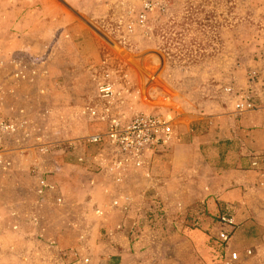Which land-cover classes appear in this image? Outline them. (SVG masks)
Segmentation results:
<instances>
[{
  "label": "rangeland",
  "instance_id": "rangeland-1",
  "mask_svg": "<svg viewBox=\"0 0 264 264\" xmlns=\"http://www.w3.org/2000/svg\"><path fill=\"white\" fill-rule=\"evenodd\" d=\"M64 1L66 4L62 0L43 1L42 13L52 19L51 28L46 30L33 23L39 15V10L34 7L39 5V0H0V54L5 57L23 49L22 44L17 45L20 33L17 23L26 12L27 19L20 28L31 29V33L22 39L23 43L32 45L27 52L48 54L45 75L39 76L36 83L20 82L15 94L9 98V106L28 109L35 125L47 134L48 142L56 144L105 130V122L88 116V105L100 112L109 108L110 117L120 120L137 112L170 115L179 136L184 125L191 134H199L206 127L197 123L199 118L226 115L225 110L216 105L222 104L226 110L228 106L233 108L235 93L248 88L251 71L259 78L257 87L264 88V0ZM145 2L150 3V8L144 7ZM141 12L146 14L143 21L139 19ZM13 23L16 29L10 28ZM49 45L50 49H47ZM106 74H109L114 90L107 100L99 97L96 88L97 81ZM45 77L46 82H42ZM60 82L62 85L58 86ZM42 108L47 110L44 116L41 115ZM177 144L179 142L174 145ZM56 152L52 163L60 170L53 181L65 191L71 187V177L83 174L84 167L76 165L75 153L67 151L66 147ZM83 152L95 155V148ZM14 158V172L2 178L0 188L5 202L21 208L32 198L33 179L29 176V166L35 156L23 152L14 154ZM189 159L182 156L176 163L177 175L200 168L197 162ZM162 163L157 161L150 171L155 175L164 165ZM91 164L89 158L86 166ZM210 173L203 169V175ZM206 176L203 184L190 183V194L180 191L176 179L166 184L162 193H153L161 202L162 210L154 212L157 214L154 224L150 222L153 217L148 216L153 213L147 212L148 239L142 250L159 256L158 264H264V239L259 243L248 241L250 228L244 225L243 211L227 210L235 224L238 223L228 249H223L215 240L218 217L226 209L218 205L209 211L204 204L197 206L189 199L193 193L207 190L213 183ZM98 193L100 206L108 202L110 196H104L106 193L102 190ZM126 193L132 201L139 200L137 193ZM77 202V217L91 220L93 215L85 209L84 198ZM178 203L187 204V208L179 209ZM56 208L48 205V213L52 215L51 211ZM107 209L104 207L103 215ZM113 211L116 210L106 212L114 214ZM103 215H95L97 218L92 220ZM258 218L264 220V214L259 213ZM155 225L159 231L153 236ZM102 226L94 228L93 238L98 235V229L104 235L109 230L112 233L119 231L117 227ZM23 231L38 232L33 226H24ZM45 232L39 244L56 245ZM5 234L8 232L0 222V250H5L7 243L21 239L10 233L12 238H6ZM26 239L30 238H22L20 243ZM71 243L72 240L66 246ZM247 250L251 251L248 255ZM232 251L238 252L241 259L229 261L228 255ZM97 252L94 246L90 249L92 264L98 263Z\"/></svg>",
  "mask_w": 264,
  "mask_h": 264
},
{
  "label": "crops",
  "instance_id": "crops-1",
  "mask_svg": "<svg viewBox=\"0 0 264 264\" xmlns=\"http://www.w3.org/2000/svg\"><path fill=\"white\" fill-rule=\"evenodd\" d=\"M43 1L47 2V0H39V5H34L36 10H39V15L33 23L34 26L47 30L51 28L49 23L52 19L43 15ZM62 1L66 4L64 0ZM27 15L28 12L19 18L17 26L21 27ZM17 26L14 28L13 23L10 28L16 29ZM20 27L18 28L20 33L17 45L22 44L23 49L21 50L28 51L32 49V45L30 42L23 43L22 39L24 35L31 33V29ZM42 37L46 38V36ZM42 79V82H46L47 77ZM59 85L61 86L62 83H58ZM216 107L224 109L226 115L200 117L197 123L205 124L206 127L199 134H191L185 125L182 126L183 132H181L179 144L174 145L165 156L153 160V169L157 161L164 162L155 175L151 172L150 178H144L137 173H130L121 182L122 191L137 193L139 196V200L133 201L127 211L116 210L112 214L106 212L109 210L107 209L100 219L92 220L97 217L92 212L93 210H90V203L87 201L92 198L100 204L98 191L104 187L114 189V185L107 178L99 175H94L91 181L90 176L84 171L80 176L75 174L71 177L73 178L70 181L71 187L65 191L61 189L65 204L51 211L52 215L48 213L49 209L45 210L44 230L47 232H45L46 236L56 245L51 246L46 242L39 244L32 238L22 240V243H20L21 239L14 243L9 242L6 244L7 249L0 250V264H63L70 259V256H62V253L73 249L82 251L89 257L88 264H92V257L89 253L93 246L98 250L96 254L98 263L94 264H158L159 256L142 250L144 242L148 239L145 225L147 224V212L153 213V216L148 215L153 217L150 222H153L157 215L151 207L150 195L154 192L162 193V189H166V184L169 185L172 179H176L181 192L190 194V183L203 184L204 176H206L202 174L203 169L211 172L206 178L211 179L213 183L207 187V190H198L192 194L193 197L189 196L190 202L197 206L202 203L209 211L215 210L218 205H223L231 212L243 211L244 215H239L244 218L245 227L250 228L249 231L247 230L248 241L253 243L262 241L264 220L260 221L258 216L259 213L264 214V105L242 114L235 112L230 106L227 110L222 104H217ZM207 122L211 124L207 125ZM178 128L180 129V126ZM182 156L197 162L200 168L191 169L189 166L188 169H191V172L177 175L178 165L176 163ZM254 159H257L258 163L256 166H251L250 163ZM165 170L168 173L164 172ZM104 196H111V194L107 193ZM82 197L85 201V209L93 215L91 220L86 218L81 220L77 217V201ZM182 203H178V208H187V204ZM159 223L160 220L157 221V226L160 225ZM102 224L107 227H117L119 231L108 236L98 229V235L93 238L92 231ZM217 225L218 230L221 226L218 222ZM157 226L155 225L156 229L152 231L153 236L158 234ZM160 229L162 230L161 227ZM169 233L171 232L168 231ZM5 235H7L6 238H12L9 233ZM71 240L72 243L66 246ZM228 247L229 243L224 249Z\"/></svg>",
  "mask_w": 264,
  "mask_h": 264
},
{
  "label": "built area",
  "instance_id": "built-area-1",
  "mask_svg": "<svg viewBox=\"0 0 264 264\" xmlns=\"http://www.w3.org/2000/svg\"><path fill=\"white\" fill-rule=\"evenodd\" d=\"M144 7L150 8V3L145 2ZM145 17L143 12L139 14L140 21ZM47 49H50V45ZM47 56V52L33 55L25 50L10 52L5 57L0 54V181L13 174L16 162L14 154L31 152L35 156L34 162L29 166V176L33 179L30 202L17 208L16 204L4 201L0 188V222L8 233L20 236L21 239L34 236L33 239L38 242L43 235L45 210L48 205L62 207L65 204L61 188L53 181V177L60 170L59 166L55 167L52 163L56 151L66 147L67 151L75 153L76 165L84 167L82 169L90 176L91 181L94 175H99L114 185V189H102L106 194H111L104 205L100 206L92 198L87 201L90 203V210L101 216L104 207L127 211L133 201L121 190V182L130 173L150 178L153 160L168 154L174 144L180 141L170 115L137 112L126 120H120L110 117L109 108L100 112L91 105L86 108L88 116L105 122V130H97L84 137L59 141L56 144L46 141L47 134L35 125L28 109L25 106H9V98L15 94L20 82L36 83L39 76L45 75ZM248 81L250 83L247 89L235 93L233 108L239 114L254 111L264 103V88L257 87L259 78L255 71L250 72ZM96 88L101 99L107 100L113 96V83L109 74L97 81ZM225 90L229 91V88ZM40 91L43 92L44 89L40 88ZM46 112L47 110L42 108L41 115L44 116ZM88 148H95V155L83 152ZM89 158L93 162L92 168L91 165L86 166ZM257 163V159H254L250 164L256 166ZM150 200L155 211L162 210L156 194L150 195ZM218 223L221 227L216 230L214 237L224 249L235 231L236 224L227 210L218 217ZM24 226H33L38 232L27 233L28 231H23ZM105 234L111 235L112 230L106 231ZM250 253V250L246 251L247 255ZM62 256H70L63 264L89 262V257L78 249L64 251ZM228 259L235 262L241 258L238 252L232 251Z\"/></svg>",
  "mask_w": 264,
  "mask_h": 264
}]
</instances>
